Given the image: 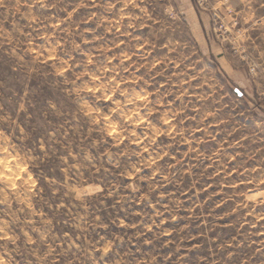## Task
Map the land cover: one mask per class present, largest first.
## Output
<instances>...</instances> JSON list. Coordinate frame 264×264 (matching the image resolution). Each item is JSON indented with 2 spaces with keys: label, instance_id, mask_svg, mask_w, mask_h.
<instances>
[{
  "label": "rangeland",
  "instance_id": "rangeland-1",
  "mask_svg": "<svg viewBox=\"0 0 264 264\" xmlns=\"http://www.w3.org/2000/svg\"><path fill=\"white\" fill-rule=\"evenodd\" d=\"M263 7L0 0V264H264Z\"/></svg>",
  "mask_w": 264,
  "mask_h": 264
},
{
  "label": "trees",
  "instance_id": "trees-1",
  "mask_svg": "<svg viewBox=\"0 0 264 264\" xmlns=\"http://www.w3.org/2000/svg\"><path fill=\"white\" fill-rule=\"evenodd\" d=\"M43 102V101H42ZM42 102H40V103H42ZM45 129V132H47L48 131V128H44ZM40 136H39V133L37 132H35L34 134H33V140H34V142H37L38 141V138H39ZM51 167H53V168H51ZM55 167L56 166H54V164H53V166H51L50 164H43V173L44 174H46L47 176H49V177H53V174H52V172H51V169H54L55 170ZM56 171V170H55ZM59 233H62V230H59Z\"/></svg>",
  "mask_w": 264,
  "mask_h": 264
},
{
  "label": "crops",
  "instance_id": "crops-1",
  "mask_svg": "<svg viewBox=\"0 0 264 264\" xmlns=\"http://www.w3.org/2000/svg\"><path fill=\"white\" fill-rule=\"evenodd\" d=\"M258 19H259V22L261 24V30H262L263 38H264V7L261 11V16Z\"/></svg>",
  "mask_w": 264,
  "mask_h": 264
},
{
  "label": "water",
  "instance_id": "water-1",
  "mask_svg": "<svg viewBox=\"0 0 264 264\" xmlns=\"http://www.w3.org/2000/svg\"><path fill=\"white\" fill-rule=\"evenodd\" d=\"M233 91H234V93H235L236 95H238V96L241 95V92H240L237 88H235Z\"/></svg>",
  "mask_w": 264,
  "mask_h": 264
},
{
  "label": "bare ground",
  "instance_id": "bare-ground-1",
  "mask_svg": "<svg viewBox=\"0 0 264 264\" xmlns=\"http://www.w3.org/2000/svg\"><path fill=\"white\" fill-rule=\"evenodd\" d=\"M7 166V165H6ZM6 166H5V168H6Z\"/></svg>",
  "mask_w": 264,
  "mask_h": 264
}]
</instances>
